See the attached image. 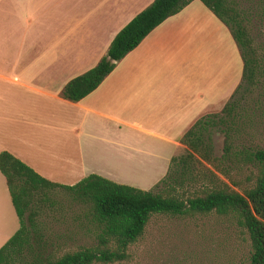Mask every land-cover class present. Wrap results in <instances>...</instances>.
Segmentation results:
<instances>
[{"label":"crops","instance_id":"0c3cea01","mask_svg":"<svg viewBox=\"0 0 264 264\" xmlns=\"http://www.w3.org/2000/svg\"><path fill=\"white\" fill-rule=\"evenodd\" d=\"M195 1L150 31L92 92L69 102L62 87L92 68L152 0H0V153L62 186L93 174L149 190L185 149L179 138L217 114L235 89L212 94L206 83L185 79L202 64L198 47L186 45L200 36L182 28ZM17 229L0 174V247Z\"/></svg>","mask_w":264,"mask_h":264},{"label":"trees","instance_id":"16d2710c","mask_svg":"<svg viewBox=\"0 0 264 264\" xmlns=\"http://www.w3.org/2000/svg\"><path fill=\"white\" fill-rule=\"evenodd\" d=\"M193 0H152L110 40L105 54L89 70L69 80L60 97L78 102L92 92L115 63L167 18ZM226 28L241 60V78L222 109L203 116L179 138L185 147L171 157L165 175L149 190L118 185L90 174L72 186L51 183L6 152L0 153L3 176L18 229L0 247V264H113L123 261L128 247L143 234L152 216L206 215L229 217L247 235L250 253L246 264H264V149L236 148L237 94L259 84L264 76V40L258 27L241 9L227 0H198ZM252 22V24H251ZM220 129L222 149L213 155L209 130ZM255 171L253 181L241 192L240 162ZM227 164V165H226ZM229 170V171H227ZM224 178L226 182L218 176ZM71 195L84 211L75 215L74 232L87 231L92 242L74 245L58 254L59 238L46 223L55 206V191ZM41 217L39 218V216Z\"/></svg>","mask_w":264,"mask_h":264},{"label":"rangeland","instance_id":"374dc122","mask_svg":"<svg viewBox=\"0 0 264 264\" xmlns=\"http://www.w3.org/2000/svg\"><path fill=\"white\" fill-rule=\"evenodd\" d=\"M227 1L236 4L252 22L254 19L258 21L253 23L258 27L256 36L264 40V0ZM187 11L190 20L182 28L187 30L192 27L193 30L187 34L200 38H187L186 45L189 47L192 43L198 47L197 56L202 64L193 76L187 73L185 79L206 83L208 88H212V94H220L227 89L230 91L241 78V60L235 44L226 28L198 0ZM235 99L240 116L236 119L235 147L246 151L264 149V76L258 85L240 92ZM209 134L213 155L218 157L222 149V133L219 128H211ZM254 173L249 164L240 162L238 174L232 173L239 187L233 189L240 193L242 188L249 187ZM217 176L227 183L220 175ZM54 195L55 206L48 214L45 228L59 237L55 240L58 254L74 245L90 244V224L85 223L87 231L74 235L78 230L73 218L84 208L63 190H56ZM249 253L246 233L229 217L213 213L156 215L150 218L141 237L128 247L125 259L113 264H246Z\"/></svg>","mask_w":264,"mask_h":264}]
</instances>
